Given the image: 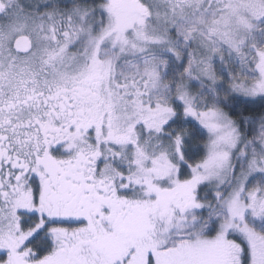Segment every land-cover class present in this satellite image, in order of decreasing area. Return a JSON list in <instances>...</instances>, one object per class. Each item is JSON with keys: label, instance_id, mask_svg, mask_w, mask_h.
Wrapping results in <instances>:
<instances>
[{"label": "snow or ice", "instance_id": "6c2138e0", "mask_svg": "<svg viewBox=\"0 0 264 264\" xmlns=\"http://www.w3.org/2000/svg\"><path fill=\"white\" fill-rule=\"evenodd\" d=\"M0 264H264V0H0Z\"/></svg>", "mask_w": 264, "mask_h": 264}]
</instances>
